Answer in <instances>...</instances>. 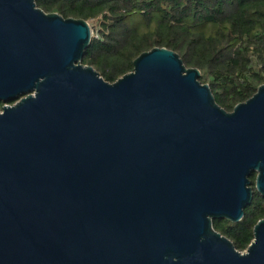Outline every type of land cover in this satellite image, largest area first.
I'll list each match as a JSON object with an SVG mask.
<instances>
[{
  "label": "water",
  "instance_id": "1",
  "mask_svg": "<svg viewBox=\"0 0 264 264\" xmlns=\"http://www.w3.org/2000/svg\"><path fill=\"white\" fill-rule=\"evenodd\" d=\"M91 37L0 0V264H264V219L242 252L212 227L264 198V85L226 112L166 48L109 83Z\"/></svg>",
  "mask_w": 264,
  "mask_h": 264
},
{
  "label": "trees",
  "instance_id": "2",
  "mask_svg": "<svg viewBox=\"0 0 264 264\" xmlns=\"http://www.w3.org/2000/svg\"><path fill=\"white\" fill-rule=\"evenodd\" d=\"M43 12L94 21L81 63L113 83L153 48L179 55L199 70L216 104L226 112L264 85V0H35ZM3 103H0V108ZM255 175L250 177L254 186ZM264 219V198L253 188L239 222L215 220L213 229L244 251Z\"/></svg>",
  "mask_w": 264,
  "mask_h": 264
},
{
  "label": "rangeland",
  "instance_id": "3",
  "mask_svg": "<svg viewBox=\"0 0 264 264\" xmlns=\"http://www.w3.org/2000/svg\"><path fill=\"white\" fill-rule=\"evenodd\" d=\"M87 24L91 28V33H92V36H93L96 33L95 32V23H94V21H90V22H87Z\"/></svg>",
  "mask_w": 264,
  "mask_h": 264
},
{
  "label": "flooded vegetation",
  "instance_id": "4",
  "mask_svg": "<svg viewBox=\"0 0 264 264\" xmlns=\"http://www.w3.org/2000/svg\"><path fill=\"white\" fill-rule=\"evenodd\" d=\"M5 105V104H2V106Z\"/></svg>",
  "mask_w": 264,
  "mask_h": 264
}]
</instances>
